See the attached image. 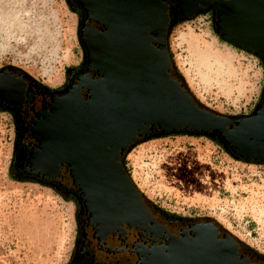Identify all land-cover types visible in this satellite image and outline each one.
<instances>
[{"label": "water", "instance_id": "water-1", "mask_svg": "<svg viewBox=\"0 0 264 264\" xmlns=\"http://www.w3.org/2000/svg\"><path fill=\"white\" fill-rule=\"evenodd\" d=\"M65 2L78 15L82 72L24 127L33 140L27 174L45 181L64 171L99 240L108 234L121 239L125 228L147 237L150 245L136 252L135 264H250L238 256L235 239L209 221L191 222L177 236L154 223L121 157L151 132L186 133L208 137L244 162L264 164V81L248 115L199 108L171 76L166 44L168 11L183 20L209 11L214 34L253 55L264 70V0ZM22 90L0 71V104L7 110L17 113Z\"/></svg>", "mask_w": 264, "mask_h": 264}, {"label": "rangeland", "instance_id": "rangeland-1", "mask_svg": "<svg viewBox=\"0 0 264 264\" xmlns=\"http://www.w3.org/2000/svg\"><path fill=\"white\" fill-rule=\"evenodd\" d=\"M77 15L65 0H0V71L15 69L57 89L82 63ZM170 59L200 105L222 116L250 114L264 70L221 41L211 15L171 27ZM0 111V264H65L74 236L73 204L15 171V132ZM122 156L132 183L170 215L213 223L264 257V164L236 160L200 135L138 140Z\"/></svg>", "mask_w": 264, "mask_h": 264}, {"label": "flooded vegetation", "instance_id": "flooded-vegetation-1", "mask_svg": "<svg viewBox=\"0 0 264 264\" xmlns=\"http://www.w3.org/2000/svg\"><path fill=\"white\" fill-rule=\"evenodd\" d=\"M68 1L72 2V0ZM208 13L210 12L208 11ZM82 21L83 16L80 19V24ZM92 26L95 25L92 24ZM80 68L81 64L78 67L68 69L63 85L57 89H48L40 81L28 75L11 69H4L8 75L23 86L22 100L17 113L7 110L5 103L0 104V111L9 114L14 125V173L22 180L48 187L59 197L73 204L74 236L65 264H135V261H137L136 252L139 254L141 248L145 249L150 245L147 237L139 235V232L133 229L124 227L125 232L121 239H119L117 234H108L104 239L99 240L94 236L92 228L87 225V215L79 201L78 192L71 186L69 178L64 171H61L59 177L45 181L29 175L27 174L28 171H25L28 145L32 144L33 140L28 136V133L23 132L24 127L29 125L41 105L49 102L52 94L58 96L69 87L72 80L81 74L82 70ZM143 202L150 216H152L153 222L175 236L178 235L179 230L185 228L191 222H198L170 215L144 199ZM218 231L223 233L222 230L218 229ZM235 242L237 243L236 251L239 257L245 258L250 264H264V257L256 254L252 249H248L238 241L235 240ZM160 243H163V241L159 240L155 245Z\"/></svg>", "mask_w": 264, "mask_h": 264}, {"label": "trees", "instance_id": "trees-1", "mask_svg": "<svg viewBox=\"0 0 264 264\" xmlns=\"http://www.w3.org/2000/svg\"><path fill=\"white\" fill-rule=\"evenodd\" d=\"M168 14H169V25H170V26H169V29H170L171 27H174L176 24L185 21V20L181 19L179 16L174 15V13L171 12V11H168ZM170 60H171V59H170ZM11 70L18 71V70H15V69H11ZM18 72H20V73L26 75V74L23 73L22 71H18ZM171 76L174 77L175 79H177V80L180 82V84H181V85L183 86V88L185 89L186 93H187L188 95H190V97L192 98V100L194 101V103H195L199 108H203V109L209 110V109L203 107L202 105H200V104L198 103V101L195 100V99L193 98V96L191 95V93L188 91V89H187V87H186V85H185V83H184V81H183L181 75H180V74L178 73V71L174 68V66H173V64H172V61H171ZM180 134H181V135H185L186 133H180ZM168 135H172V134H171V133L161 134V133H159V132H151L149 135H147V136H145V137H142V138H140V139H138V140H148V139H154V138L164 137V136H168ZM138 140H136L134 143H136V142H140V141H138ZM218 144H219V143H218ZM219 145H220V144H219ZM229 154H230V153H229ZM230 156H231L232 158L236 159V160H239V159L235 158L234 156H232L231 154H230ZM121 159H122V157H121ZM121 163H122V166H123V168H124V163H123L122 161H121ZM124 169H125V168H124ZM125 171H126V169H125ZM126 172H127V171H126ZM127 174H128V173H127ZM128 176H129V175H128ZM141 197H142V199H144V197H143L142 195H141Z\"/></svg>", "mask_w": 264, "mask_h": 264}]
</instances>
